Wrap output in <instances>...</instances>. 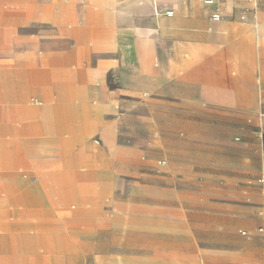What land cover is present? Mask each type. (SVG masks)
<instances>
[{
	"label": "crops",
	"instance_id": "obj_1",
	"mask_svg": "<svg viewBox=\"0 0 264 264\" xmlns=\"http://www.w3.org/2000/svg\"><path fill=\"white\" fill-rule=\"evenodd\" d=\"M97 1L0 0V264H242L238 228L264 222V2ZM140 170L161 193L136 203ZM200 177L238 205L184 194ZM200 214L233 227L200 242Z\"/></svg>",
	"mask_w": 264,
	"mask_h": 264
},
{
	"label": "rangeland",
	"instance_id": "obj_2",
	"mask_svg": "<svg viewBox=\"0 0 264 264\" xmlns=\"http://www.w3.org/2000/svg\"><path fill=\"white\" fill-rule=\"evenodd\" d=\"M202 1L203 0H200L201 5L203 6ZM196 5H199V3L196 2ZM152 50H155L158 56H163L164 49L162 47H153ZM196 119L199 118L193 119L190 113L188 114L187 112H183L182 117L179 114H177L176 117H170V120L173 124L181 122L182 127L176 128L178 132H181V134H185L186 132L188 134H206L208 129L200 126H195ZM116 140L119 144L124 145H133L134 143L140 141L136 136H127L125 133L119 134ZM143 173L144 170H140L139 174H136L133 180H129L128 187L125 186V190L122 192L124 198L132 199L136 203H142L148 198H153L154 196L160 195L161 192L156 189V187H158V180L156 179V182H148V180H146V177L143 176ZM207 179H209V177H200L197 181V184L186 181L185 183L187 184L188 188L192 191H187L184 194L188 196L197 195L199 199L224 201L230 203L231 205H238V196L234 190L228 187H224V185H222V182L211 183L207 182ZM210 184L213 185L211 186ZM208 187H210L211 189H214L215 187L218 190H216V192H213L212 194L214 195L211 196L209 194L210 190L207 189ZM195 189L197 191H194ZM261 206L263 209L262 213H264V200ZM183 225L187 228L186 230H190L191 232H193L195 236L198 237L200 242H221V233L226 231L227 228L232 226L233 224H228L224 222H213L211 218L204 217L202 216V214H200L199 217L189 219L187 222H184ZM259 228H264V222L260 221V219L253 221L246 227L238 228V234L240 237L246 240L248 237V239L251 240L250 243L256 242V249L251 247L250 250L248 249L245 252L246 254L244 255L245 257H243L244 260L242 261V264H264V256L263 258L261 256H258L260 253L259 251H261V248L264 249V236H261V234L257 233ZM244 232L249 236H242V233ZM259 238L262 239V243L259 241ZM136 242L142 243V240L136 239Z\"/></svg>",
	"mask_w": 264,
	"mask_h": 264
},
{
	"label": "built area",
	"instance_id": "obj_3",
	"mask_svg": "<svg viewBox=\"0 0 264 264\" xmlns=\"http://www.w3.org/2000/svg\"><path fill=\"white\" fill-rule=\"evenodd\" d=\"M247 2L252 6V7H257L260 3L264 2V0H247ZM203 4L207 7H213L214 2L212 0H203ZM169 16L172 15V13L168 14ZM220 18L218 13H214L212 15V20L213 21H218ZM258 233L264 235V228H259ZM245 235V233H243Z\"/></svg>",
	"mask_w": 264,
	"mask_h": 264
},
{
	"label": "bare ground",
	"instance_id": "obj_4",
	"mask_svg": "<svg viewBox=\"0 0 264 264\" xmlns=\"http://www.w3.org/2000/svg\"><path fill=\"white\" fill-rule=\"evenodd\" d=\"M97 1V0H96ZM101 2H102V0H100ZM116 1V0H115ZM140 1V0H139ZM95 2V1H94ZM98 2V4H99V1H97ZM97 2H95V3H97ZM110 2V1H109ZM95 3H93V4H95ZM102 3H105L104 2V0H103V2ZM106 4H107V1H106ZM109 5H110V3H108ZM159 4V3H158ZM101 5V3L99 4V6ZM120 5V4H119ZM139 6H140V4H138ZM176 5V4H175ZM101 6H103V5H101ZM106 6H108V5H106ZM106 6H104V7H106ZM116 6V5H115ZM177 7H179V8H185V6H186V0H179V3H177V5H176ZM37 7V6H36ZM109 7V6H108ZM111 8V7H110ZM113 8V7H112ZM111 8V9H112ZM153 8H154V14H155V16H158V13H157V4L155 3V5H154V3H153ZM37 9V8H36ZM35 9V10H36ZM38 10V9H37ZM185 10V9H184ZM182 11V10H181ZM36 12V11H35ZM36 15V14H35ZM34 15V16H35ZM259 27V26H258ZM261 28V27H260ZM74 35H75V32H74ZM264 39V38H263ZM154 42H155V40H154ZM44 44H46V43H44ZM44 44H43V46L42 47H44ZM154 44H156L155 45V47L156 48H158V47H162L163 48V46L162 45H160L158 42L157 43H154ZM147 45H148V43H147ZM154 47V46H153ZM152 47V48H153ZM164 49V48H163ZM49 70V69H48ZM37 71V70H36ZM35 77H36V75H34ZM39 76H40V74H39ZM40 78V77H39ZM41 79V78H40ZM47 81V80H46ZM33 82H34V80H33ZM36 84V83H35ZM33 86H35V85H33ZM86 91V90H85ZM82 92H83V89H82ZM87 92V91H86ZM85 93V92H84ZM87 95V94H86ZM83 96H84V94H83ZM85 98V97H84ZM105 101V100H104ZM112 105V104H111ZM43 109V108H42ZM114 109V108H113ZM232 236V235H231Z\"/></svg>",
	"mask_w": 264,
	"mask_h": 264
}]
</instances>
